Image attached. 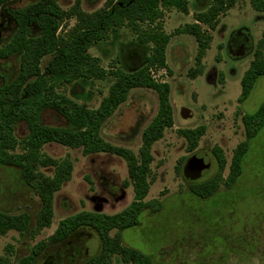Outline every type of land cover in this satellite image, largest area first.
<instances>
[{"label":"rangeland","instance_id":"obj_1","mask_svg":"<svg viewBox=\"0 0 264 264\" xmlns=\"http://www.w3.org/2000/svg\"><path fill=\"white\" fill-rule=\"evenodd\" d=\"M31 1L13 0L11 7ZM75 1L56 0L65 11ZM104 2L81 0L80 8L93 12L103 7ZM208 3L188 0L186 14L175 9L164 11L163 28L171 35L166 48V69L154 71L152 76L169 83L174 120L172 127L165 129L162 138L151 147L152 180L144 199H156L161 207L156 212L144 209L138 225L120 232L121 240L123 245L152 256L153 264H264V126L250 140L241 175L231 188L220 181L218 190L209 198L198 197L189 190V183L204 181L216 173L214 147L222 151L225 158L222 177L227 176L233 151L245 139L242 116L254 113L264 103V76L256 79L242 102L238 100L240 80L254 58L260 39H263L264 58V11L254 10L249 0H237L220 17L216 28L209 30L212 39L201 59L202 73L195 78L189 76V68L196 67L197 43L191 35L175 34L174 30L193 23L192 13L206 9ZM74 23V17L63 19L57 34L67 37ZM14 30L13 23L2 13L0 46L10 40ZM247 44V49L241 52ZM149 47L137 44L129 27H117L105 40L88 49L106 69L105 79L57 84V91L85 107L96 108L107 95L114 74L118 70L135 69L149 53ZM49 59V55L43 58L42 70ZM17 70L18 57L12 56L6 71L16 73ZM157 104L154 90L132 89L126 101L102 126V137L137 154L142 130L155 115ZM41 122L50 126L66 125L51 110L43 113ZM198 126H204V134L196 149L189 152L179 130ZM15 135L18 145L14 152H22L27 135L24 123L16 126ZM40 152L57 160H71L73 170L71 178L55 193L50 227L35 236L20 235L15 230L0 236V255L9 257L12 264L29 254L36 243L46 241L64 217L81 210L114 214L133 199L127 164L121 157L109 153L84 155L81 148L57 143L45 144ZM197 161H208V166L201 169L192 166ZM36 170L46 175L53 173V167L37 165ZM39 208L37 196L21 182L17 169L0 166V209L13 213L27 211L34 221ZM116 232L112 230L110 235ZM70 244L68 248L49 244L38 255L36 264H82L100 249V240L90 228L80 230ZM112 264H120L117 255Z\"/></svg>","mask_w":264,"mask_h":264},{"label":"trees","instance_id":"obj_2","mask_svg":"<svg viewBox=\"0 0 264 264\" xmlns=\"http://www.w3.org/2000/svg\"><path fill=\"white\" fill-rule=\"evenodd\" d=\"M12 1L0 0V15L3 13L15 28L10 40L0 46V166L17 169L21 182L37 196L40 208L34 221L27 211L13 213L0 209V236L11 230L20 235L31 233L35 236L51 225L55 193L71 178L73 164L69 159L57 160L42 155L40 151L45 144L81 148L84 155H117L127 164L128 181L133 188V199L123 210L114 214L81 210L66 216L58 222L46 241L36 243L31 252L15 264H36L38 255L49 244L70 247L72 238L84 228L96 233L100 249L82 264H112L115 255L119 257L120 264H153L152 256L123 245L120 232L138 225L144 209L156 212L161 207L156 199L144 200L152 180L151 147L162 138L165 129L172 127L174 119L169 99L170 85L154 79L152 72L166 69V48L171 35L163 28L164 11L175 9L186 14L188 0H105L104 6L93 12H84L80 8L81 0H76L68 11L62 9L56 0H33L20 7H11ZM206 1H209L206 9L192 13L193 23H185L174 30L175 34L191 35L197 43L196 67L188 71L191 78L202 73L201 59L212 39L209 30L216 28L220 17L237 0H198L200 4ZM249 2L254 10L264 11V0ZM67 17H74L75 23L69 35L62 37L57 32L60 23ZM121 26H127L134 32L137 44L150 46L141 63L129 72L118 70L107 95L102 97L96 108L85 107L57 91V84L105 79L106 69L88 49ZM262 35L264 38V30ZM262 44L263 39H260L254 58L240 80L239 102L248 95L256 79L264 76ZM48 55L50 59L42 70L41 62ZM12 56L18 57L16 73L6 71V64ZM134 88L154 90L158 102L155 115L142 130L137 154L131 149L111 144L101 134L104 123ZM47 110L62 117L66 125L43 124L41 117ZM242 122L245 139L233 151L227 176L222 177L225 166L222 151L214 147L212 152L217 161V171L204 181L189 183V190L194 195L209 198L218 190L220 181L227 188L237 182L249 142L264 126V103L254 113L244 114ZM19 123L25 124L27 135L23 140V151L14 152L18 145L15 130ZM179 134L187 142V151L192 152L204 134V126L181 129ZM37 165L53 167L52 175L37 171ZM112 230L117 231L113 236L110 235ZM6 247L9 248V245ZM0 264L12 263L9 257L0 255Z\"/></svg>","mask_w":264,"mask_h":264},{"label":"water","instance_id":"obj_3","mask_svg":"<svg viewBox=\"0 0 264 264\" xmlns=\"http://www.w3.org/2000/svg\"><path fill=\"white\" fill-rule=\"evenodd\" d=\"M243 51H244V50H242L241 52H243ZM192 166L197 167V168H199V169H201V168H205V167L208 166V161H203V162H201V161H197V162H194V163L192 164Z\"/></svg>","mask_w":264,"mask_h":264},{"label":"flooded vegetation","instance_id":"obj_4","mask_svg":"<svg viewBox=\"0 0 264 264\" xmlns=\"http://www.w3.org/2000/svg\"><path fill=\"white\" fill-rule=\"evenodd\" d=\"M247 46H248V44H247V45H245V46H244V48H243L242 50H245V49H247ZM184 53H185V52H184Z\"/></svg>","mask_w":264,"mask_h":264}]
</instances>
